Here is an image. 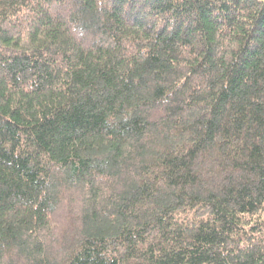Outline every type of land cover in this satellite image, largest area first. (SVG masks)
<instances>
[{
	"label": "trees",
	"instance_id": "1",
	"mask_svg": "<svg viewBox=\"0 0 264 264\" xmlns=\"http://www.w3.org/2000/svg\"><path fill=\"white\" fill-rule=\"evenodd\" d=\"M0 264H264V5L0 0Z\"/></svg>",
	"mask_w": 264,
	"mask_h": 264
},
{
	"label": "water",
	"instance_id": "2",
	"mask_svg": "<svg viewBox=\"0 0 264 264\" xmlns=\"http://www.w3.org/2000/svg\"><path fill=\"white\" fill-rule=\"evenodd\" d=\"M258 1L264 5V0H258Z\"/></svg>",
	"mask_w": 264,
	"mask_h": 264
}]
</instances>
